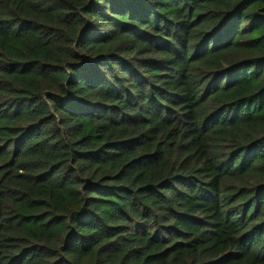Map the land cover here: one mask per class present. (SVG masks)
Wrapping results in <instances>:
<instances>
[{
    "label": "trees",
    "instance_id": "1",
    "mask_svg": "<svg viewBox=\"0 0 264 264\" xmlns=\"http://www.w3.org/2000/svg\"><path fill=\"white\" fill-rule=\"evenodd\" d=\"M0 264H264V0H0Z\"/></svg>",
    "mask_w": 264,
    "mask_h": 264
}]
</instances>
